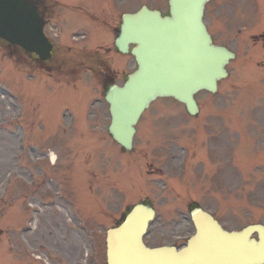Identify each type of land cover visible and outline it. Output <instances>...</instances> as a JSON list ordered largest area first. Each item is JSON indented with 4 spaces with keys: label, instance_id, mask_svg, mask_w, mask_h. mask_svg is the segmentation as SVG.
Listing matches in <instances>:
<instances>
[{
    "label": "rangeland",
    "instance_id": "rangeland-1",
    "mask_svg": "<svg viewBox=\"0 0 264 264\" xmlns=\"http://www.w3.org/2000/svg\"><path fill=\"white\" fill-rule=\"evenodd\" d=\"M56 4L47 28L55 43L66 50L111 47L106 62L119 82L134 68V59L113 46L121 15L143 4L167 11V0ZM224 7L221 15L207 12L206 21L218 41L237 47L229 78L217 94L197 95L203 109L196 118L172 99L153 103L132 151L108 133L102 72L101 78L85 69L71 77L26 72L24 57L19 72H0V264H107L106 231L145 199L157 210L145 236L151 246L174 242L177 221L197 204L229 229L264 223V27L258 40L242 42L226 31L230 19L233 27L245 20ZM257 10L248 5L251 18ZM5 54L1 49L0 59Z\"/></svg>",
    "mask_w": 264,
    "mask_h": 264
},
{
    "label": "water",
    "instance_id": "water-1",
    "mask_svg": "<svg viewBox=\"0 0 264 264\" xmlns=\"http://www.w3.org/2000/svg\"><path fill=\"white\" fill-rule=\"evenodd\" d=\"M207 1L169 0L165 16L147 6L123 15L116 45L122 52L131 51L138 68L123 86L111 84L105 96L112 116L109 132L126 149L133 148L136 124L152 101L174 97L195 114L199 110L195 94L201 89L216 92L218 80L227 76L226 64L234 55L213 43L203 21ZM43 27L30 1L0 0V37L47 59L53 45ZM130 44H134L131 50ZM153 215L149 205L137 204L120 226L108 231V264H264L261 225L229 232L211 217L194 216L199 236L178 251L174 246H146L143 234ZM203 231L213 236L201 243ZM255 232L260 234L259 241L252 236Z\"/></svg>",
    "mask_w": 264,
    "mask_h": 264
},
{
    "label": "flooded vegetation",
    "instance_id": "flooded-vegetation-1",
    "mask_svg": "<svg viewBox=\"0 0 264 264\" xmlns=\"http://www.w3.org/2000/svg\"><path fill=\"white\" fill-rule=\"evenodd\" d=\"M34 1L39 6L40 11L43 14H45V16H46L47 12H49V10H50V7H51L50 4H48L46 2V0L45 1L44 0H34ZM263 43H264V38H262V45H263ZM2 46H7V48L13 49L14 52H15V57H17L19 59V46L11 45L9 43H6V42L4 43V42H1L0 41V48ZM262 50H264V49H262ZM259 64H260V66L261 65L264 66V59L261 60L259 62ZM262 72H264V69L262 70ZM190 223H191V227H190V225H189L188 222L187 223H182V225H181L182 228L180 229L181 235H185V236H188L189 237L190 235H192L193 233H195V230L196 229H195V225H194L191 217H190ZM190 232H191V234L188 235ZM186 243H187V239L186 240H182V241L179 242L180 245H185Z\"/></svg>",
    "mask_w": 264,
    "mask_h": 264
},
{
    "label": "bare ground",
    "instance_id": "bare-ground-1",
    "mask_svg": "<svg viewBox=\"0 0 264 264\" xmlns=\"http://www.w3.org/2000/svg\"><path fill=\"white\" fill-rule=\"evenodd\" d=\"M51 157H52V160H53V161L56 160V158H57L56 155H55L54 153L52 154Z\"/></svg>",
    "mask_w": 264,
    "mask_h": 264
}]
</instances>
